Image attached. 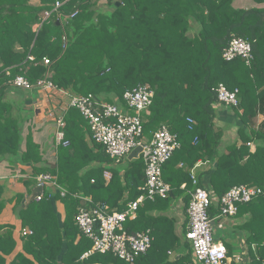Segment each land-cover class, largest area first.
<instances>
[{
  "label": "trees",
  "instance_id": "16d2710c",
  "mask_svg": "<svg viewBox=\"0 0 264 264\" xmlns=\"http://www.w3.org/2000/svg\"><path fill=\"white\" fill-rule=\"evenodd\" d=\"M55 1L0 0V158L9 154L22 163L41 164L39 145L30 137L20 152L19 122L3 100L16 75L34 83L47 74L60 89L92 93L117 105H124L126 90L148 84L154 96L142 113V135L149 139L166 125L180 146L162 165V178L170 186L167 196L146 198L138 205L136 217L125 223L129 231L149 228L153 236L150 248L133 263L110 252H92L80 259L92 242L79 235L74 219L78 208L99 205L108 211H122L144 192L145 164L139 157L119 165L91 134L88 143L81 127L85 122L89 130L88 124L78 109L70 107L64 131L69 145H59L55 167L34 165L36 174L55 175L67 190L63 197L53 191L62 212L54 210L47 190L40 200L21 208L17 213L21 228L32 231L21 239L25 253L33 258L18 253L10 264H186L191 261L190 254L169 263L165 251L158 252L177 241L175 237L170 242L172 221L163 210L180 197L187 208L190 196L186 189L204 187L201 179L207 173L208 190L215 197L239 184L263 189L250 201L238 204L236 214L241 213L240 208L250 213L242 225L250 261L264 264V7L236 8L234 0H107L98 7V0H59L60 19L55 11L43 19ZM233 37L250 42L249 65L241 57L223 58ZM44 58L49 59L48 64ZM219 83L230 90L238 88L239 107L228 109L242 124L238 129L240 145L234 140L226 145V151L220 150L222 130L215 122L217 106H226L214 92ZM258 115L263 120L255 126ZM251 141L255 143L253 152L246 145ZM213 161L214 167L195 168L194 184V166ZM105 171L111 173L109 180ZM209 211L211 217L219 213L215 198ZM13 246L12 230L0 233V251L7 253ZM230 255L228 251L226 258ZM0 264H4L1 257Z\"/></svg>",
  "mask_w": 264,
  "mask_h": 264
},
{
  "label": "built area",
  "instance_id": "2783aa9c",
  "mask_svg": "<svg viewBox=\"0 0 264 264\" xmlns=\"http://www.w3.org/2000/svg\"><path fill=\"white\" fill-rule=\"evenodd\" d=\"M61 1H55L52 11H45L43 19L55 11L58 20L61 14L58 7ZM74 13L70 15L73 16ZM68 16L66 15L65 18ZM241 57L247 65L252 59V47L249 41L242 37H233L228 47L223 52L225 60ZM32 60L33 56H28ZM45 64L49 59H43ZM15 88L30 90L39 88L55 92L68 97L67 106L80 111L88 124L91 138L104 147L110 158L119 160L128 156L140 147V154L144 160L145 183L143 193L135 200L130 201L122 211H108L105 207L95 205L90 208L79 207L74 216L79 229V235L91 240V248L81 255L86 258L92 252H110L117 258L133 263L141 254L151 246L153 236L149 228L141 231H129L125 223L136 217V209L146 198L153 200L155 197L167 196L170 186L162 178V165L179 148L180 142L176 134L172 133L166 125L158 128L149 139H143L142 113L152 103L154 91L148 84H139L126 90L123 94L124 106L105 102L94 94H75L67 89L56 87L45 74L34 83L24 75H16L11 81ZM219 103L226 106L239 107L238 88L228 89L223 83L215 88ZM188 121L192 122L191 118ZM66 121L64 115L56 118L54 139L57 145L68 146L65 139ZM197 167V165L195 166ZM191 179L197 183L195 173L191 172ZM35 185L42 188V192L35 197L40 200L45 188H51L60 196H65L67 190L60 186L54 175L40 173L35 177ZM185 187V185H182ZM190 199L187 205L188 228L185 238L190 242L194 256L193 263L188 264H228L226 249L222 243L216 242L213 236L212 217L210 205L216 199L219 206V217L233 216L236 214L238 204L248 202L263 192L261 187L239 184L232 186L219 197L205 187H196L187 191ZM32 233L28 228H22L20 234L25 236Z\"/></svg>",
  "mask_w": 264,
  "mask_h": 264
},
{
  "label": "crops",
  "instance_id": "0c3cea01",
  "mask_svg": "<svg viewBox=\"0 0 264 264\" xmlns=\"http://www.w3.org/2000/svg\"><path fill=\"white\" fill-rule=\"evenodd\" d=\"M104 2H107V0H104ZM232 5L236 8L264 7V2L257 3L254 0H234ZM3 100L9 104V114H12L15 120L19 122V131L23 139L20 144V152L26 149V139L30 137L33 142L39 145L41 157V164H33L31 162L22 163L17 159L18 157L13 155L10 156L9 154L0 158V233L6 234L7 230H12V237L14 239V246L11 251L7 253L0 251V257L3 259L4 264H10L18 253H24L26 257L33 258L32 255L24 251L20 234V230L22 229L21 220L17 213L21 208L27 205L25 200L29 197L32 189L36 187L34 179L39 173H35L34 165L55 167L58 159L57 149L59 147L54 139L56 118L60 115H64L65 118L70 107L67 106L68 97L66 96L55 92L51 93L39 88L23 90L15 88L12 85L4 92ZM228 107L229 106L222 105L220 107L217 106L218 109L215 122L217 127L222 130L220 150H225L226 145L234 140H238L239 145L241 143L238 135V129L242 126L241 121L232 110L228 109ZM6 111L5 109V112ZM255 120V126H257L258 123L263 120V116L258 115ZM82 124L81 127L85 130V137L88 143H91L90 131L86 128L85 122ZM246 145L250 152L255 150V143L253 141L247 142ZM138 153L132 152L126 157L117 161L115 160V162H118L120 165V163L123 164L126 161L142 157ZM196 165L210 168L215 166V161L211 163L199 162ZM195 168L194 166L193 172ZM104 176L106 180H109L111 173L105 171ZM201 181L205 188H210L208 173L203 175ZM182 185H186V182L181 184V189L184 190L185 188ZM45 190L49 191V198L52 200L54 210H56L58 214L62 212L63 206L59 200H55L54 190L48 187L45 188L43 192ZM187 191L186 189V192ZM209 191H211V189ZM186 209L185 201L180 197L173 200L171 205L163 210V213L172 221V234L170 237L172 236L173 239H171L170 242L173 241L175 237L177 238L174 244L166 246L165 250L161 249L158 251L159 254H163L165 251V262L174 263L176 260L186 257L189 254L191 255V261L194 260L192 248L189 245L190 242L185 238V233L188 228ZM240 209L241 213H237L233 216L219 217L216 214L212 217L213 236L216 242L224 245L226 254L228 251L231 253L230 256H227L228 263L233 260L236 264H251V255L249 253L246 233L242 228V225L248 221L250 213L244 211V208ZM158 240L162 243L166 241L161 238ZM251 247L255 252V245L253 244ZM191 261L188 263H192Z\"/></svg>",
  "mask_w": 264,
  "mask_h": 264
},
{
  "label": "water",
  "instance_id": "95a60500",
  "mask_svg": "<svg viewBox=\"0 0 264 264\" xmlns=\"http://www.w3.org/2000/svg\"><path fill=\"white\" fill-rule=\"evenodd\" d=\"M116 4H119V3L117 2ZM140 150H141L140 147H138V148H136V149H135L134 151H132V152L138 153V152H140ZM41 192H42V188H41V187H39V186L34 187V188L32 189V191H31L29 197L25 200L26 204H28V203H30L32 200H34L35 197H36L38 194H40Z\"/></svg>",
  "mask_w": 264,
  "mask_h": 264
},
{
  "label": "rangeland",
  "instance_id": "374dc122",
  "mask_svg": "<svg viewBox=\"0 0 264 264\" xmlns=\"http://www.w3.org/2000/svg\"><path fill=\"white\" fill-rule=\"evenodd\" d=\"M101 3H106V2H104V0L102 1V0H98V2H97V7L99 6V5H103V4H101ZM14 87V86H13ZM143 139L145 140L146 139V136H143Z\"/></svg>",
  "mask_w": 264,
  "mask_h": 264
}]
</instances>
